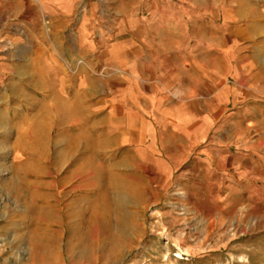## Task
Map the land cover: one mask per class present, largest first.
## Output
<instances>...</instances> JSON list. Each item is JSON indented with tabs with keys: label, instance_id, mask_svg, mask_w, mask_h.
<instances>
[{
	"label": "crops",
	"instance_id": "obj_1",
	"mask_svg": "<svg viewBox=\"0 0 264 264\" xmlns=\"http://www.w3.org/2000/svg\"><path fill=\"white\" fill-rule=\"evenodd\" d=\"M13 17L0 27V173L37 179L42 225L58 217L45 205L57 189L39 185L47 162L151 173L188 161L208 102L261 129L234 144L264 163V0H14ZM116 199L124 213L150 207Z\"/></svg>",
	"mask_w": 264,
	"mask_h": 264
},
{
	"label": "rangeland",
	"instance_id": "obj_2",
	"mask_svg": "<svg viewBox=\"0 0 264 264\" xmlns=\"http://www.w3.org/2000/svg\"><path fill=\"white\" fill-rule=\"evenodd\" d=\"M13 6L14 0L0 1V27L13 20ZM200 90L196 79L189 83L190 93ZM236 116L208 102L198 115L204 118L198 149L189 145L188 161L151 173H91L78 162L52 173L47 162L39 185L58 191L54 201L45 199L58 216L50 225L31 210L37 179L0 173V264H264V163L234 144L261 129L251 134ZM17 179L28 185L23 192L11 182ZM114 198L150 207L125 214L112 209Z\"/></svg>",
	"mask_w": 264,
	"mask_h": 264
},
{
	"label": "bare ground",
	"instance_id": "obj_3",
	"mask_svg": "<svg viewBox=\"0 0 264 264\" xmlns=\"http://www.w3.org/2000/svg\"><path fill=\"white\" fill-rule=\"evenodd\" d=\"M15 186H17L18 188H20V190H22V192H23V187H24V185H26V184H24V183H21L18 179L17 180H12L11 181ZM27 186V185H26ZM121 225V224H120ZM120 227V226H119ZM119 254V253H118ZM117 254V255H118Z\"/></svg>",
	"mask_w": 264,
	"mask_h": 264
}]
</instances>
